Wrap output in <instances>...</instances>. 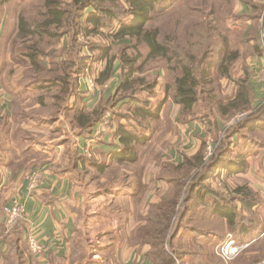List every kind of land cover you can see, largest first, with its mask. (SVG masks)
<instances>
[{
    "label": "trees",
    "instance_id": "obj_1",
    "mask_svg": "<svg viewBox=\"0 0 264 264\" xmlns=\"http://www.w3.org/2000/svg\"><path fill=\"white\" fill-rule=\"evenodd\" d=\"M175 1L125 0L127 7H124L122 0H70L68 3L66 0H40L39 10L19 18L18 38L25 41L22 43L24 51L16 59L24 58L31 68L24 78L17 81L20 85L17 89L26 96H34L40 104L34 112L46 118L47 123L56 122L63 117L61 123L70 129L68 138L73 147H76V143L72 135L81 134L85 138H91L93 128L101 125L105 119H108V124L103 127L102 132L111 125L115 109H126L127 115L123 118L127 123L120 125L117 131L120 149L111 156L116 167L124 168L138 163L139 149L151 140L149 135L141 131V122L160 120L165 101L157 106L156 111H151L148 108L149 101L141 100L138 96L143 92L148 95L154 93L159 82L157 78L161 79L160 72L151 83L143 77H136L143 72V64L159 60L167 65L173 76L165 88L167 98L180 106L182 123L196 121L206 130L210 128L211 132L217 134L221 117L251 109L252 89L248 73H245V78L237 81L236 96L228 105L216 94L215 77L233 81L235 77L232 75L231 65L240 56L247 53L251 57L264 54L259 43V25L264 6L246 1L251 5L252 12L242 17L246 25H251L253 33H240L239 37H223L226 31L222 32L223 36L217 35L214 20L209 19L213 13L205 16L203 25L198 23L193 28L186 25L181 34L177 30L164 32L161 28H150L149 23L153 18L167 12ZM7 3L8 0H0V8ZM63 15H67L65 28ZM262 26L264 34V16ZM96 35L105 38L102 43H90L89 51L85 45ZM61 39L66 40L62 49L49 51L50 46L45 45L46 40ZM83 41L86 42L83 44ZM114 47H120L118 56L112 53ZM84 50L92 54L98 53L97 62H106V70L99 76L100 79L98 77L94 80L97 83L110 74L111 65L116 58L122 66L117 95L105 106L92 112L82 107L86 93L79 87V80L88 69L87 59L82 57ZM142 59L144 61L139 65ZM0 66L4 67L3 64ZM107 112L110 113L106 114ZM32 113L33 111H28V116L32 119L23 116L16 118V122L22 124L38 120L34 119ZM25 132L20 130L18 137H22ZM59 132L54 131L52 137L58 138ZM17 142V147L23 146ZM255 147H264V104L254 115L231 129L215 157L205 160L201 151L196 157H185L179 164L158 161V172L152 183L159 184L160 202L150 203L146 200L144 217L132 230H126V224L134 220H125L121 210L113 211L112 215L118 220L115 229L119 227L120 233L128 235V241L133 245L147 246V254L156 264H184V257L196 250L193 242L197 240H210L219 246L230 233L233 234L235 243L241 246L246 241L249 243L257 239L262 231L259 228L255 234L251 232L253 227L247 229V218L243 217L242 208L250 211L261 203V199H258V195L248 185L224 188L223 184L227 177L246 170L249 158L256 156ZM71 157L75 163L73 168L77 167L78 161L83 160L76 150ZM83 163L87 165L86 162ZM91 165L97 169L92 181L115 164ZM110 196L113 199L109 203L114 204L117 194ZM242 197H246L244 200L249 199L248 205L241 200ZM102 215L99 213L94 216L97 218ZM249 223L256 225L255 216L250 214ZM115 229L110 232L116 231ZM19 232L17 227V232L12 234L16 237V244L17 241L21 242V245H17L18 248H12L18 264L28 255V244L23 239V233ZM106 237L109 241L105 246L107 250H114L112 256L115 264L117 239L111 233ZM75 242L76 234L70 246L69 257L72 260L78 253L74 247ZM198 251L203 256L207 255V259L213 254L205 248ZM105 260L103 264H107L108 259Z\"/></svg>",
    "mask_w": 264,
    "mask_h": 264
},
{
    "label": "crops",
    "instance_id": "obj_2",
    "mask_svg": "<svg viewBox=\"0 0 264 264\" xmlns=\"http://www.w3.org/2000/svg\"><path fill=\"white\" fill-rule=\"evenodd\" d=\"M98 64L97 74L100 76L106 70V62L105 65L104 62H99ZM260 65L264 67L263 59ZM5 67L0 66V74L2 75L0 78L6 72ZM121 74L122 66L116 58L111 65L110 74L102 82H98L99 85H96L93 89L89 88V76L86 74L83 75L79 80L80 90L86 93L82 101V107L86 111L92 112L101 106H105L112 97L117 95L121 84ZM3 86L5 87L4 84ZM162 90L163 99L161 102L165 101V104L160 112V120H169L174 125H178L180 106L174 104L170 98H167L166 88ZM252 91L253 95L251 98H253L254 103L256 105H263L264 85L254 83ZM148 96L150 97L152 95ZM149 100L152 101L153 99L150 98ZM3 101L5 103V109L8 110V116L11 114L9 122H12V118L16 119L23 116L32 119L28 116V111H33L34 119H42L43 121L29 120L28 123L24 122L22 124L15 122L16 125L12 123L10 131H2L3 138L1 139V147L3 148H1L2 150L0 152V156H2L0 158V194L3 197H0V264H18L12 254V248H18L17 245H21V242L19 243L17 241L16 244L14 241L16 237L6 231L4 213L5 209L11 205L15 197H19L25 207V216L20 220L18 225L19 233H23L25 243L28 244L27 238L29 235H32L46 248V252L39 256L31 255L28 251V255H26L27 259L25 258V260L20 261L19 264H69L70 246L76 234L77 211L83 208L82 206L85 200L77 184V178L85 169L90 168V166L95 168L91 163L97 165H111L113 163V165H117L116 162L111 160V156L115 151L120 149L117 137L118 128L120 125H126L127 123L126 119L123 118V111L117 110L118 108L114 110L115 115L111 118V125L105 131H99L100 124L98 126L96 125L90 134L91 138H85L81 134L72 135L73 141L76 143V147H73L68 138L70 129L61 123L63 117L61 116L56 122L47 123L46 118L34 112L40 107L39 102L35 100L34 96H12L7 94L3 98ZM17 105H20L19 112L14 111V108L18 107ZM10 109L11 113H9ZM108 113L110 112L106 114ZM119 114L121 115L119 116ZM219 126L221 127V124ZM20 130L23 132L26 131L25 134L27 135L24 134L22 137H18ZM179 130L185 136L187 144L183 145L187 147L182 145L181 147L171 149L170 153L161 155V160L155 159L148 164L149 168L151 166L155 167L158 161L179 164L185 157L192 158L202 149V147H199L202 139H204L202 137L207 135L208 132L200 123L196 121L184 122L181 123ZM54 131H60L58 138L55 137L53 139L52 135ZM44 133L49 138H46ZM154 133H152V138H155L157 135V133ZM9 136H14L13 141L17 139L23 146H6L9 143V139L11 140ZM174 139L175 143H177L182 140V137L181 135H177ZM29 140L31 142H28ZM152 141L150 140V143ZM147 148L149 147H142V149ZM75 150L77 154L83 157V160L78 161L76 163L77 167L73 168L75 167V163H73V156L71 157V155H73ZM255 150L256 156L255 158H249L246 170L241 174L228 177L227 182L231 185L229 186L231 188L238 187V185H248L258 195V199H261V203L250 211L242 208V214L243 217L245 216L247 218V229L250 230L253 227L254 230L251 232L256 234L260 228L262 234L249 243L246 241L244 244H241V246L250 248V252L255 251L253 254L260 255L259 247L264 251V147H255ZM172 158L175 161H171ZM83 162H86L87 165H84ZM36 171L42 172L43 179L41 184L35 190L31 191L28 187V176ZM103 197L104 201L113 199V196L109 194ZM158 197V195L155 198L149 196L147 200L150 203H158L160 201ZM245 198L242 197L241 200L248 205L249 199L244 200ZM250 214L256 218L255 226L249 223ZM136 224L130 220L126 224V230H132L136 227ZM115 230L120 231L119 227ZM230 237L235 240L233 234L229 233L223 244L222 242L219 244V247H222ZM217 247L218 244L215 245L213 241L197 240L193 242V248L196 250L191 255L185 256L183 263L257 264L262 260V263H264V258L251 255H242L233 258L230 261L231 263H226L222 257L219 256L218 258L216 252ZM201 248L209 249V252L213 253L212 256L207 259L206 256H203L198 251ZM147 250V246L143 244L132 245L127 241L116 244L115 264H156L148 256ZM262 253V257H264V252Z\"/></svg>",
    "mask_w": 264,
    "mask_h": 264
},
{
    "label": "rangeland",
    "instance_id": "obj_3",
    "mask_svg": "<svg viewBox=\"0 0 264 264\" xmlns=\"http://www.w3.org/2000/svg\"><path fill=\"white\" fill-rule=\"evenodd\" d=\"M66 1L68 3L70 0ZM246 1H251L252 3H258L259 5L264 6V0H176L167 12L156 15L151 23H149V27L161 28L164 32H175L177 30L178 34H181L186 25H191V28L195 27L198 23L203 25V23H205V16L209 13H213L209 19L214 20V27H217V35L219 34L223 36L222 32L225 31L226 33L223 37H239L240 33H245V35H247L252 32L250 29L251 25H246L242 15L251 13L252 7ZM39 2L40 0H8V3L2 5V8H0V64H3L4 66L6 65V72L3 74V77L0 78V152L2 150L1 148H3L1 147V139L3 138L2 131H10L12 123L15 124L16 122L15 118H12V122H9L11 114L8 116V110L5 109L3 98L6 97L7 94L12 96H26V94L21 93L20 90L17 89V87L20 86L17 81L24 78L26 72L31 68L30 64H28L24 58H22L23 60L16 59L24 51L22 43L25 41L18 38L19 18L22 16L26 17L31 12L39 10ZM122 4L124 7H127L125 0H122ZM64 7H66V5ZM263 14L264 13H262L259 25V43H261L260 45L264 51V34L262 32ZM62 17H65L63 24V28H65L67 15H63ZM228 29L229 32L227 33ZM104 38V36L100 37L96 35L90 40L91 42L85 46H87L90 51V43H102ZM62 40L63 39L46 40L45 45L50 46L48 49L49 51L56 48L62 49L65 47L64 45L66 43V40H63V42ZM85 42L86 41H83V44ZM215 48L218 50V45L216 43ZM140 49L142 48L140 47ZM119 52L120 47H114L112 50L113 55L116 56L119 55ZM142 52L145 53L144 51ZM130 53L133 55L132 51H130ZM82 57L87 59L88 69L86 70H88V72L85 74L89 76L88 78L90 79H97L99 77V74H97V66H99V62H97L98 53L92 54V52L84 50ZM262 59L264 61V54H261L258 57H251L248 53L247 55L243 54L231 65V72L235 77L233 78L234 82L215 77L216 94L225 102V105H228V103L236 96V91L238 89L237 81L245 78V73H248L251 89L254 83H258L262 86L264 85V81L261 80L262 71L264 70V67L260 65ZM143 61L144 59L140 61L139 65H141ZM142 67L143 72H140V76L137 75L136 77H143L145 80H148L149 83L156 80L155 78H157L159 72L161 74V79L157 78L159 80L158 85L160 86L154 91L152 96L149 97L146 92L138 95L141 100L149 101L148 108H151V111H156L157 106L160 105L161 100L163 99L162 89L165 88L167 82H171L173 76L169 72L167 65L159 60H151L143 64ZM103 77L104 76H102V78ZM94 83L95 87L96 85H99V83L95 81ZM23 92L28 94V92H25L24 90ZM150 98L153 100L150 101ZM251 103L252 106L249 111L244 110L240 112H232L225 117H221V120H219L221 127L219 126L220 132L218 134L211 132V129L207 128L206 131L208 134L202 137L204 139H202V143L199 146L202 147V149L197 154L203 151L204 158L207 157V154L209 159L215 157L231 129L239 123L244 122L248 117L254 115L259 110L260 106H262L256 105L253 98H251ZM17 106L18 107L14 108L15 112L20 111V105ZM199 107L202 108V105H199ZM122 111V115H127L126 109H123ZM9 113H11V109L9 110ZM178 122V125H174L173 122L169 120H146L141 122L143 123L141 131L144 134L149 135L150 139L153 141L152 143L149 141L146 146H143L149 148L142 149L141 147L139 149L140 163L138 162L124 168H118L116 165L111 166L110 168L105 169L104 172L100 173L96 180L92 181L91 179L95 176V171H97L96 168L90 167L82 172L77 180V184L85 199L82 206L83 208H80L77 211L76 218L77 232L74 247L78 250V253L74 255V260H72V257H69V264H103L106 262L105 258L108 259L107 264H114V256H112L113 249L107 250L105 246L109 241V238L106 237L108 233L113 234V238L117 239L115 245L125 243L126 241L132 245L134 244L128 241V239H130L128 235L124 233L121 234L120 231L110 232L118 226V220L115 215H112V213L113 211L121 210L125 220L132 219L138 221L136 227L141 223V218L144 217L146 212V200L149 196L155 198L156 195H158L159 188V184L155 185L152 183L157 175L158 166H151L149 168L148 164L155 159L161 160V155L170 153L171 149L187 144L184 134L179 130L182 123L180 118ZM152 133H157L155 138H152ZM177 135H181L182 140L175 143L174 138ZM45 136L46 138H49L48 135L45 134ZM54 138L55 137H53V139ZM13 139L14 136L11 137V140L9 139V143H7L6 146L11 145L13 147V145L19 144L17 139L15 141H13ZM209 148H212L211 156L209 155ZM1 157L2 156H0V158ZM194 157H196V155ZM173 160L175 161L174 158H172L171 161ZM226 182L223 183L224 188L225 186H231L228 182L226 184ZM164 193H166V191H164ZM106 194H114V196L117 194V199L114 201V204L109 203L111 200H103V196ZM0 197H3L2 194H0ZM159 202L160 201H158V203ZM128 210L129 212H127ZM99 213L103 214L102 217L99 216L96 218L94 215ZM17 227L18 226L10 231V235L17 232ZM221 248L222 247L218 246L216 250L218 258L221 254ZM250 250V248L244 247L236 257L251 255L264 258L262 257V252L264 251L261 247H259V251L261 252L260 255L253 254L255 251L250 252ZM260 262L257 264H262L263 260Z\"/></svg>",
    "mask_w": 264,
    "mask_h": 264
},
{
    "label": "built area",
    "instance_id": "obj_4",
    "mask_svg": "<svg viewBox=\"0 0 264 264\" xmlns=\"http://www.w3.org/2000/svg\"><path fill=\"white\" fill-rule=\"evenodd\" d=\"M88 72V70H86ZM261 80L264 81V70L262 71ZM89 88L93 89L95 87V83L93 79H89ZM247 114V113H244ZM241 114V115H244ZM108 124V119L99 126V131L103 129L105 125ZM210 156L212 155V148H209ZM205 160H209L208 154L205 157ZM43 174L40 171H36L31 173L28 176V187L31 191L35 190L42 182ZM5 228L6 231L9 233L12 231L16 226H18L20 220H22L25 216V207L19 197H15L9 207L5 209ZM28 241V251L29 254L34 256L42 255L46 252V248L40 244L34 236L29 235L27 238ZM244 247H240L235 243L231 237L226 240L224 245L221 248L220 256L224 259L226 263L230 262L233 258L239 255L241 249ZM264 264V263H262Z\"/></svg>",
    "mask_w": 264,
    "mask_h": 264
}]
</instances>
